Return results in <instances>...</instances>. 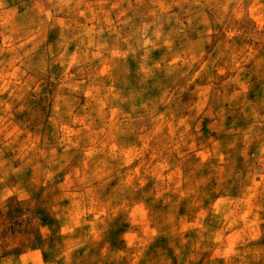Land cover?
Returning a JSON list of instances; mask_svg holds the SVG:
<instances>
[{
  "label": "clouds",
  "instance_id": "9594fccd",
  "mask_svg": "<svg viewBox=\"0 0 264 264\" xmlns=\"http://www.w3.org/2000/svg\"><path fill=\"white\" fill-rule=\"evenodd\" d=\"M0 264H264V0H0Z\"/></svg>",
  "mask_w": 264,
  "mask_h": 264
}]
</instances>
